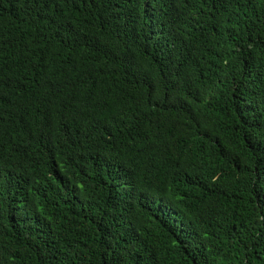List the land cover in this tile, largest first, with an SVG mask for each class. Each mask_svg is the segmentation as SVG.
Returning <instances> with one entry per match:
<instances>
[{
	"label": "trees",
	"instance_id": "obj_1",
	"mask_svg": "<svg viewBox=\"0 0 264 264\" xmlns=\"http://www.w3.org/2000/svg\"><path fill=\"white\" fill-rule=\"evenodd\" d=\"M0 264H264V0H0Z\"/></svg>",
	"mask_w": 264,
	"mask_h": 264
}]
</instances>
